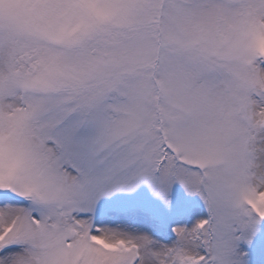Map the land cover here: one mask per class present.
<instances>
[{
  "label": "snow or ice",
  "instance_id": "1",
  "mask_svg": "<svg viewBox=\"0 0 264 264\" xmlns=\"http://www.w3.org/2000/svg\"><path fill=\"white\" fill-rule=\"evenodd\" d=\"M0 264H264V0H0Z\"/></svg>",
  "mask_w": 264,
  "mask_h": 264
}]
</instances>
